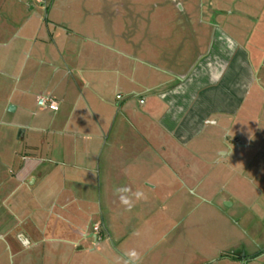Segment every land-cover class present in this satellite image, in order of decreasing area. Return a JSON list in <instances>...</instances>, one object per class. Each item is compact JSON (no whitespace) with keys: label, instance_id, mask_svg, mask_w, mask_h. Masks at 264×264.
Returning <instances> with one entry per match:
<instances>
[{"label":"crops","instance_id":"crops-1","mask_svg":"<svg viewBox=\"0 0 264 264\" xmlns=\"http://www.w3.org/2000/svg\"><path fill=\"white\" fill-rule=\"evenodd\" d=\"M50 1L44 19L27 11L21 25L11 27L7 44L10 51L28 48L32 55L29 74L16 88L21 98L9 103L11 111L25 109L21 99L29 95L35 103L38 95L50 96L58 108L36 103L48 114H41L28 132L12 122L20 129L16 142L26 151L11 149L0 167V241L15 264H135L129 259L137 257L132 250L118 251L114 261L100 249L106 221L101 217L94 221L99 230L89 229L95 214L92 207L75 204L76 194L90 191L94 177L104 178L107 188L125 179L133 193L142 187L147 193L164 192L175 171L181 185L190 187L189 174L200 171L199 162L208 165L210 153L205 152L223 133L229 150L213 144L210 152L217 161L234 162L235 151L257 148L256 138L264 133V126L258 127L264 125L258 113L264 86H254L264 83V45L252 41L249 27L264 26L262 15L239 16L245 28L237 36L226 21L215 30L207 54L178 81L159 66L126 56L125 45L105 44L67 23L64 18L73 12L58 11L57 0ZM16 15L19 9L7 11L5 21ZM246 37L251 41L245 45ZM13 134L0 138V150L15 145ZM237 162L255 167L249 156ZM65 190L70 196L60 199ZM241 217L256 243L248 251L222 254L218 263L264 264V209L256 218Z\"/></svg>","mask_w":264,"mask_h":264},{"label":"rangeland","instance_id":"rangeland-1","mask_svg":"<svg viewBox=\"0 0 264 264\" xmlns=\"http://www.w3.org/2000/svg\"><path fill=\"white\" fill-rule=\"evenodd\" d=\"M52 3L50 0H0V29L4 31L0 33V138L15 132V145L5 144L0 150V167L11 149L26 151L25 144L16 142L20 129L12 122L24 125L28 132L41 114H48L37 107L31 95L21 99L26 102L25 109L11 111L9 103L21 98L17 97L16 88L29 74L32 56L28 48L10 51L8 43L14 33L11 27L20 26L27 11H36L44 19ZM55 4L58 11L73 12L64 18L67 23L105 44L125 45L126 56L152 67L159 66L178 81L207 54L215 30L223 29L226 21L236 36L245 28L239 16L260 14L264 22V0H57ZM16 9L21 15L5 21L7 11ZM256 16L255 20L259 18ZM9 29L11 34L7 33ZM249 30L252 41L264 45V26H251ZM247 39L250 38H243L245 45L251 41ZM241 48L248 51L245 46ZM21 51L24 53L19 57ZM258 85L262 87L264 83L257 82L254 87ZM258 113L264 123V106ZM206 127L208 131L210 128ZM34 133L42 137L41 133ZM217 140L205 152V155L210 153L208 165L199 162L200 171L189 174L190 187L181 185L175 171L172 177H167L169 184L170 180L172 183L164 192L147 193L142 187L141 192L133 193L129 190L132 187L125 186V179H121L120 186L110 183L112 186L107 188L104 178L94 177L90 191L83 188L82 193L76 194L75 204L90 206L95 214L88 220L89 229L94 221L100 222L104 217L103 241L99 246L111 260L116 261L118 251L129 249L137 255L129 258L135 264H210L218 263L222 254L254 247L256 242L241 215L250 213L256 218L258 210L264 209V188L260 187L264 186V133L256 138L257 148L249 147L246 152L240 149L233 155L237 161L252 157L253 168L242 167L237 161L222 162L219 151L217 158L221 161L214 159L215 151L210 150L217 143L221 149L229 150L226 140L230 139L226 134ZM253 169L258 176L251 175ZM65 183L68 185L67 180ZM68 196L65 190L60 199ZM161 222L166 224L160 225ZM117 232L124 235L122 239ZM15 263L6 243L0 241V264Z\"/></svg>","mask_w":264,"mask_h":264},{"label":"built area","instance_id":"built-area-1","mask_svg":"<svg viewBox=\"0 0 264 264\" xmlns=\"http://www.w3.org/2000/svg\"><path fill=\"white\" fill-rule=\"evenodd\" d=\"M117 97H120V95H117ZM140 102H143V99H140ZM36 103L38 106L49 108L53 111L57 110L58 104L57 102L50 96L47 95H38L36 98ZM99 224L93 223L92 229L93 231L99 230Z\"/></svg>","mask_w":264,"mask_h":264},{"label":"clouds","instance_id":"clouds-1","mask_svg":"<svg viewBox=\"0 0 264 264\" xmlns=\"http://www.w3.org/2000/svg\"><path fill=\"white\" fill-rule=\"evenodd\" d=\"M117 191H119V189H117ZM139 195V194H138ZM125 203H127V201H125ZM135 255V254H134Z\"/></svg>","mask_w":264,"mask_h":264}]
</instances>
